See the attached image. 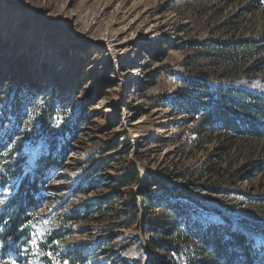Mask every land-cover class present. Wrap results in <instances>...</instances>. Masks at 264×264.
<instances>
[{"label": "rangeland", "instance_id": "374dc122", "mask_svg": "<svg viewBox=\"0 0 264 264\" xmlns=\"http://www.w3.org/2000/svg\"><path fill=\"white\" fill-rule=\"evenodd\" d=\"M23 1L39 17L0 0V206L10 194L5 171L14 158L33 163L57 158L60 150L67 157L45 173L21 264H69L65 251L80 245L72 264H147L151 234L144 226L168 220L170 239H180L203 206L221 211L264 248V142L215 137L197 149L195 122L188 124L174 101L181 81L200 80L201 73L211 83L230 78L264 90V60L250 76L240 69L221 79L222 64L191 44L240 34L264 39V6L255 0ZM102 34L112 36L116 61L107 47L88 44ZM259 45L264 57V41ZM14 89L23 116L6 146L14 121L3 111ZM51 98L55 117L45 127L55 136L41 137L38 115ZM166 120L168 131L157 137L158 122ZM62 126L72 135L68 143ZM130 167L138 182L118 188L117 178ZM80 182L86 192L76 194ZM60 225L63 238L50 243Z\"/></svg>", "mask_w": 264, "mask_h": 264}, {"label": "trees", "instance_id": "16d2710c", "mask_svg": "<svg viewBox=\"0 0 264 264\" xmlns=\"http://www.w3.org/2000/svg\"><path fill=\"white\" fill-rule=\"evenodd\" d=\"M255 1L264 6V0ZM263 41L262 38L257 40L240 34L227 41H193L191 44L204 50L201 55H207L222 64L219 76L226 79L231 72L240 69L245 76L258 70L264 60L263 55H259L263 52L259 50V43ZM199 77L200 80H182L183 88L176 91L178 94L174 100L180 113L186 115L187 123L195 122L190 128L195 147L198 149L215 137L230 140L241 138L248 143L264 142V90L242 86L235 79L232 81L229 78L226 83H211L207 75L201 73ZM21 96L20 90L14 89L7 109L3 111L9 120L14 121L12 129L6 133V146L13 140L23 116ZM54 104L55 100L51 98L48 107L41 109L38 115L37 134L41 137L55 136L54 129L47 131L45 127L47 118L51 120L55 117ZM64 130L67 133L61 135L64 134L68 143L72 135L67 137L70 131L67 128ZM58 154L57 158L48 154L33 163H28L24 156H20L13 159L11 171H5L10 194L0 206V264H21L20 256L29 249V225L35 219L32 208L38 205L46 190L45 173L52 167H62L67 157L65 150H60ZM208 171L213 172L214 169L209 167ZM123 173L117 178L118 188L138 182L135 168L130 167ZM11 178H15L12 183L9 182ZM73 191L80 194L86 189L82 188L80 182ZM148 203L151 204L149 198ZM129 204L130 209L135 211L134 198L130 199ZM200 209L203 211L192 219L191 225H187L180 239H170L168 220H157L144 226L143 233L151 234L145 241L150 251L147 264H264L263 246L255 247L253 240L233 227L221 211L208 206ZM245 221L240 222L243 224ZM62 229L64 225H60L48 241L53 243L61 240L64 236ZM81 247L65 251L64 258L69 264L73 263L72 254Z\"/></svg>", "mask_w": 264, "mask_h": 264}, {"label": "bare ground", "instance_id": "6f19581e", "mask_svg": "<svg viewBox=\"0 0 264 264\" xmlns=\"http://www.w3.org/2000/svg\"><path fill=\"white\" fill-rule=\"evenodd\" d=\"M12 1L14 4L20 6V8L23 10V11H26V13L28 15H34L36 17H39V12H34V11H31V8H28L26 6V2H24L23 0H10ZM13 13H10L9 16H11ZM8 15L5 17V19H7L6 21H9L11 17H8ZM6 24V23H5ZM65 30H67V28H64ZM89 40V43L88 44H92V45H103L104 47H107V51H109V54L107 55L108 57L114 59V61H116V58L117 57H113V55H116L119 53L115 50V48H113V45L111 46V44H113V41H112V36H110V34H102L100 38H88ZM111 47V48H110ZM122 53V52H120ZM131 73V72H130ZM171 120H166V121H163V122H158L160 123V125H163L161 126L159 129L156 130V135L157 137H162L163 134H165L167 131H168V128L170 127L169 124H167V122H169ZM157 123V124H158ZM125 125V124H124Z\"/></svg>", "mask_w": 264, "mask_h": 264}, {"label": "snow or ice", "instance_id": "6c2138e0", "mask_svg": "<svg viewBox=\"0 0 264 264\" xmlns=\"http://www.w3.org/2000/svg\"><path fill=\"white\" fill-rule=\"evenodd\" d=\"M66 264H67V262H66Z\"/></svg>", "mask_w": 264, "mask_h": 264}]
</instances>
